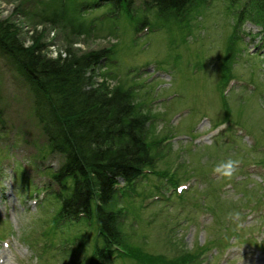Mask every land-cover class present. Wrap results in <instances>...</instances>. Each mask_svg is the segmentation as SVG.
<instances>
[{
	"label": "rangeland",
	"instance_id": "obj_1",
	"mask_svg": "<svg viewBox=\"0 0 264 264\" xmlns=\"http://www.w3.org/2000/svg\"><path fill=\"white\" fill-rule=\"evenodd\" d=\"M83 1L0 0V20L25 46L40 38L48 58L105 51L94 81L129 91L147 118L158 162L115 205L126 210L133 251L156 262L197 254L190 264H264V27L252 21L263 10L252 0H196L161 17L148 0H132L134 16L110 17L108 5ZM0 95V242L9 244L8 252L0 243V261L92 264L95 223H54L59 204L48 190L62 157L1 57ZM126 255L103 264H139Z\"/></svg>",
	"mask_w": 264,
	"mask_h": 264
},
{
	"label": "trees",
	"instance_id": "obj_2",
	"mask_svg": "<svg viewBox=\"0 0 264 264\" xmlns=\"http://www.w3.org/2000/svg\"><path fill=\"white\" fill-rule=\"evenodd\" d=\"M195 1L148 0L146 4L164 17L182 13ZM252 1L251 8L264 13V0ZM90 4L108 5L110 17H118L122 10L133 14L132 0H84L81 5ZM246 9L244 12L248 13ZM252 21L264 27V18ZM45 50L40 38H33L25 46L18 28L10 20H0V57L33 95L34 115L46 144L53 154L62 157L60 167L51 175L53 187L49 189L52 202L59 204L54 223L71 224L83 219H91L89 226L95 223L92 240L101 245L94 246L92 264L121 258L124 252L139 264L195 261L197 254H182L173 261L147 260L153 258L135 253L133 238L122 233L127 213L116 208L117 198L133 191L145 171L156 165L158 156L156 142L147 139L149 122L136 111L129 91L102 89L94 81V68L108 60L105 51L78 55L68 49L64 55L48 58ZM3 117L0 95V138L4 132ZM39 235L47 239V232ZM196 249L201 252V247Z\"/></svg>",
	"mask_w": 264,
	"mask_h": 264
}]
</instances>
